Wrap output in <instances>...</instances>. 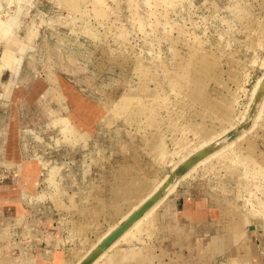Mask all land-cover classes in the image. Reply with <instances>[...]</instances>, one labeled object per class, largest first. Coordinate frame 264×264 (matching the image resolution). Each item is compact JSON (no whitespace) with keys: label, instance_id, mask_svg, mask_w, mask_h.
I'll return each mask as SVG.
<instances>
[{"label":"rangeland","instance_id":"1","mask_svg":"<svg viewBox=\"0 0 264 264\" xmlns=\"http://www.w3.org/2000/svg\"><path fill=\"white\" fill-rule=\"evenodd\" d=\"M104 1L106 20L90 2L81 14L56 0H0V30L31 40L0 76V264H105L119 251L123 264H174L175 228L188 233L183 263L264 264V0ZM126 86L157 100L159 126L111 118ZM65 92L74 105L62 114ZM29 131L44 140L27 136L7 167L13 133ZM153 142L169 147L163 158ZM129 164L165 188L155 236L150 220L127 231L130 211L109 209L115 189L127 193L117 169ZM219 207L229 222L247 218L246 251Z\"/></svg>","mask_w":264,"mask_h":264},{"label":"bare ground","instance_id":"2","mask_svg":"<svg viewBox=\"0 0 264 264\" xmlns=\"http://www.w3.org/2000/svg\"><path fill=\"white\" fill-rule=\"evenodd\" d=\"M56 1H57L58 5L61 6L63 9H71V10H73V12H77V13H81V14H85L87 12L88 7L86 8L85 6H88V4L90 2L92 10H93L96 17H98L101 20H104V19L106 20V18L108 17L107 12L104 9V5H105L104 0H56ZM128 5H129V3H128ZM130 6H131V4H130ZM119 33L120 34H119V36H117L118 37L117 41L122 46H124L127 44V38L122 32H119ZM10 57H11V55L9 53H7V58L10 59ZM189 64H191V63H189ZM139 89L140 88L136 89V88L131 87V86H126V89L124 90V92L119 97V102L114 104V105L108 106V108H111L110 109V112L112 115L111 118L112 119L115 118L113 120H118V119L122 120L128 125L143 124V123H147V122L152 121L153 126H157V125L159 126L162 123V118L159 115L160 111L158 109L159 105L157 103V100L154 99V97H152L151 94H149L145 91L143 92L142 89H141L142 91ZM149 101H151V102H149ZM221 106H223L225 110H227V111L229 110L228 106H225V105H221ZM152 144H154V147H152L150 149V151H151L150 153H153V152L156 153L155 156L157 157L156 158L157 160L160 159L162 156H164L165 152L169 149L168 146H166L162 143L153 142ZM175 145L176 146L180 145V141H176ZM12 160H13V158H12ZM258 163H260V161L255 162V164H257V165H258ZM139 167H144V166H139ZM258 167H260V164ZM117 170H119V169H117ZM121 170H122V168H121ZM52 171L53 172H52L51 179L53 182L54 177L56 175V172H55V170H52ZM123 171L128 172L129 187L127 189V193L123 194V192L121 191L120 188L115 189L116 194H118L116 201L119 200V203H117V205H114V206L110 205L109 209L114 210L116 212H119L120 214H123V208L124 207H126V209L130 211L128 216H129V220L131 222H130V226L128 225L129 226L128 229H126L127 231L134 228V226L135 227L140 226L137 223L141 224L142 219L150 220V225H152L153 228H149L148 234H149V236H153V235L155 236L156 234H158L159 229L152 222H153V220H154V222H158L159 218H158V214L153 213V212L159 206L160 201L163 200L165 188L164 187L162 188L159 185L158 188L155 189V187L153 186L152 180L150 179V175L146 172H143L142 170H138L137 168H131L130 164L125 166ZM235 174L237 175L236 172L231 173L232 176ZM127 194L129 195L128 198H126ZM151 213H153V214H151ZM220 215L224 217V221H225L224 222L225 225L223 226L224 231H226L225 228L227 226H230L232 231L234 232V236H235V234H237L239 236L237 244L236 245L233 244V245H235L236 249L239 252L246 251L244 244H243V238H244L245 228L248 225L247 218L242 216V217H239L238 220H235L233 218L234 216L231 215L232 221L229 222L228 216L221 214V208H220ZM140 217H142V218L139 220V222H137ZM135 219H137V220L135 221ZM236 221H237V224L234 226L233 223H235ZM113 230H115V229H113ZM175 230H176V233H178V234H180V236L184 237L183 241L188 240L187 239L188 233L182 234L181 233L182 229H179V228L178 229L175 228ZM112 239H114V238H112ZM112 239H109L108 244L111 243ZM183 241H179V244H178L179 252H177V253L179 254L180 257H177V262L176 261L172 262L174 264H187V263H183L180 259V258H182L183 250H185L184 249L185 246L182 244ZM229 246H231V245H229ZM102 247L103 246H101L96 251V253H98L102 249ZM190 247L191 246L188 247V250H190ZM162 250H163V248H162ZM117 253L118 254L116 256H114V258H112L113 260L115 259V261L112 260L110 262L111 264H123L120 261L121 255H122L121 251H119ZM95 258H97V257L95 256ZM159 258H160V260L157 261L158 262L157 264H159V262H160V264H164L163 262L168 261V255L167 256L161 255L159 257L154 256V259L158 260ZM203 263H206V261H204V260L199 261V264H203ZM137 264H146V263L144 262V260H142V261H139ZM231 264H241V262L238 263L236 260H231Z\"/></svg>","mask_w":264,"mask_h":264},{"label":"crops","instance_id":"3","mask_svg":"<svg viewBox=\"0 0 264 264\" xmlns=\"http://www.w3.org/2000/svg\"><path fill=\"white\" fill-rule=\"evenodd\" d=\"M8 28V29H7ZM7 30H5V28L4 29H1V30H3L4 32H7V34H9V36H8V39H7V41H6V44H7V49L5 50V52H4V54H3V60H4V63H3V67H1L0 68V76H1V73L5 70V68H9V69H11L12 68V70H13V63L16 61V56H15V51L17 50V51H25L26 49H28V45L29 44H31V40L29 39V37H28V34H27V36H26V38L23 40V41H21V40H18L17 39V37L15 36V33H13V31H12V26H7ZM0 30V31H1ZM12 31V32H11ZM9 52H11V53H13V59L11 60V59H8L7 58V53H9ZM4 95H5V93H4ZM65 95H66V92H65ZM66 97L68 98V103H65V107H63V110H61L63 113L62 114H65V113H67L68 112V108H67V106L70 104V103H73V105H74V102H73V99H74V94L73 95H66ZM49 114H48V116L46 117V118H48V120L50 121L49 123H47V125L46 126H48V127H51V128H53V129H57V128H55L54 126H53V124H52V121L54 120V116H57V115H54V114H57V113H54V112H48ZM14 135L12 136L13 138H14V141H12V144H11V146H10V149H9V153H8V159L6 160V164H7V167H10V163H9V161L8 160H10L11 158H14V157H16L15 158V162L17 163H19V162H21V159L23 158V153L25 152V151H27V146H28V142H27V136H32V137H34V138H36V140H39V141H43L44 139L41 137L42 135H40V134H38L37 132H33V131H29V133L28 134H26V135H24V136H21L22 138L20 139V136H19V134H17L16 132H14L13 133ZM36 134H38L39 135V138L36 136ZM17 137V138H16ZM17 139V141H16V139ZM22 141V142H21ZM28 167H30V168H34V166H33V164H26ZM122 166V165H121ZM124 167L125 166H122L121 168H122V170H121V168L119 169V170H117L118 172H120V176H121V180H123V176H122V171H123V169H124ZM21 170H23L24 171V169L22 168V165L20 164V167H19V172H18V174H20V172H21ZM152 179V178H151ZM123 182H125V181H123ZM191 216V215H190ZM85 218V217H84ZM190 218H192V216L190 217ZM190 218H188V220L189 221H191L192 222V220H190ZM83 220V219H82ZM84 221V220H83ZM186 225H188V223L186 222V224H185V226ZM193 223H191V224H189L188 225V228L187 229H191V231L193 232V230H194V227H193ZM179 227V226H178ZM208 227H210V226H208ZM74 228V227H73ZM191 232V233H192ZM4 236V235H3ZM192 239V238H191ZM192 241H194L193 239H192ZM196 241V240H195ZM73 251H74V249H73ZM72 251V252H73ZM76 251V250H75ZM72 255L73 254H71L70 255V257L69 256H67L66 258H68V259H70L71 257H72ZM56 257H58V255H56L54 258H56ZM13 260V259H12ZM15 260H17V259H15ZM19 260H23V261H28L29 259H27V258H19ZM139 261H142V260H138V262ZM137 262V263H138ZM144 262L147 264V261L146 260H144ZM136 263V264H137ZM152 263V262H151ZM164 264L165 263H169V261H166V262H163ZM105 264H110V262H108V263H105Z\"/></svg>","mask_w":264,"mask_h":264}]
</instances>
